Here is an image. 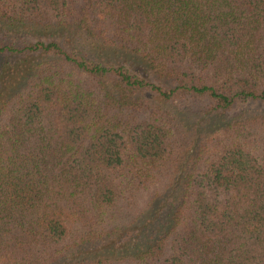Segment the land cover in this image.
Segmentation results:
<instances>
[{"label": "trees", "instance_id": "16d2710c", "mask_svg": "<svg viewBox=\"0 0 264 264\" xmlns=\"http://www.w3.org/2000/svg\"><path fill=\"white\" fill-rule=\"evenodd\" d=\"M0 264H264V0H0Z\"/></svg>", "mask_w": 264, "mask_h": 264}]
</instances>
